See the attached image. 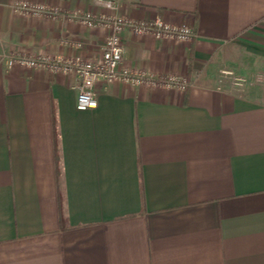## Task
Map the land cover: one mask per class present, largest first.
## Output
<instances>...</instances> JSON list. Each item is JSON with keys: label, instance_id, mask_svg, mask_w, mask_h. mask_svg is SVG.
<instances>
[{"label": "crops", "instance_id": "1", "mask_svg": "<svg viewBox=\"0 0 264 264\" xmlns=\"http://www.w3.org/2000/svg\"><path fill=\"white\" fill-rule=\"evenodd\" d=\"M17 1L0 0V264H264V0H112L192 27L187 43L121 35V67L191 86L98 83L87 111L75 77L2 55L98 60L106 31L19 16Z\"/></svg>", "mask_w": 264, "mask_h": 264}, {"label": "built area", "instance_id": "2", "mask_svg": "<svg viewBox=\"0 0 264 264\" xmlns=\"http://www.w3.org/2000/svg\"><path fill=\"white\" fill-rule=\"evenodd\" d=\"M97 12H68L58 6L46 2L19 0L13 5V12L27 18L44 20H60L68 17L88 28H102L106 38L101 58L85 59L81 55L58 57L41 53L32 55L29 52L2 55L8 68L20 66L29 70L45 71L52 75L75 77L78 81L77 109L93 110L98 107L97 85H110L122 82L133 86H146L154 89H178L185 91L191 84L178 75L155 76L143 71L131 70L123 63L124 46L122 33L130 30L136 36H150L157 40H173L187 43L194 37V31L188 24L175 25L156 19L153 21H135L119 14V6L112 0H96ZM229 77L233 87H242L246 80L238 77L233 71L223 70Z\"/></svg>", "mask_w": 264, "mask_h": 264}]
</instances>
